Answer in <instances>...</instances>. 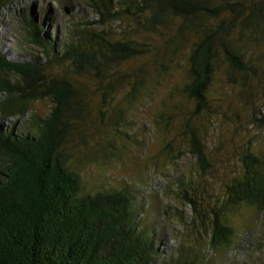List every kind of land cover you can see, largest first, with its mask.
I'll list each match as a JSON object with an SVG mask.
<instances>
[{
    "label": "trees",
    "instance_id": "obj_1",
    "mask_svg": "<svg viewBox=\"0 0 264 264\" xmlns=\"http://www.w3.org/2000/svg\"><path fill=\"white\" fill-rule=\"evenodd\" d=\"M16 1L0 0V12ZM69 1L72 10L74 0ZM83 1L97 19L72 28L68 39L50 34L46 21L31 11L21 34L40 54L20 63L0 52V264H216L199 240L194 247L181 243L177 253L160 251L165 234L143 225L144 205L138 207L133 191L101 186L86 192L73 152L91 142L87 158L124 161L125 149L117 142L130 139L123 130L128 116L150 96L147 83L157 81H150L142 66L132 74L110 73L136 59L160 58L159 78L169 72L165 64L184 65L185 82L174 92L192 103V115L213 112L209 94L221 69L239 88V97L252 103L254 82L264 80V70L257 69L263 60L257 49L264 45V0ZM40 9L44 19L49 13ZM124 21L127 30L117 38L112 24ZM150 37L164 41L162 46ZM95 95L100 102L93 118ZM40 100L50 102L49 113L29 114ZM260 113L252 114L253 123H264ZM25 115L27 122L5 126ZM92 121L102 130L85 129ZM184 127L189 153L205 172L210 164L204 124L186 118ZM173 152L169 145L168 154ZM240 158L242 173L225 183L224 201L213 210L207 248L214 252L228 250L235 237L223 213L241 206L264 210V157L246 145ZM184 197L195 213L189 225L199 220L206 227L202 202L196 195Z\"/></svg>",
    "mask_w": 264,
    "mask_h": 264
},
{
    "label": "rangeland",
    "instance_id": "obj_2",
    "mask_svg": "<svg viewBox=\"0 0 264 264\" xmlns=\"http://www.w3.org/2000/svg\"><path fill=\"white\" fill-rule=\"evenodd\" d=\"M68 1L17 0L8 9L2 10L0 52L5 54L8 61L20 63L30 61L34 53L40 54L21 34L24 32L23 20L31 11L39 22L46 21L50 34L61 40L68 39L72 28L82 27L86 21L97 19L96 13L83 0H74L75 7L72 10L68 9ZM41 7L49 13L44 19L40 16ZM64 7L67 8L66 11ZM125 24L127 25L126 21L112 24L115 37L119 38L120 32L127 30ZM140 38L144 36L140 35ZM150 40L157 47L164 42L154 37H150ZM257 50L263 57L259 64L262 68L257 67L258 73H261L264 70V45ZM160 61V58L148 56L111 71L110 75L120 69L118 77L125 71L131 74L138 72L142 66L147 78L150 81L156 80L157 84L153 86L150 82L147 83L150 96L145 95L146 98L133 107V112L128 116L130 122L123 130L128 132L130 139L117 142L118 146L125 149L124 161L116 158L103 160L92 155L87 158L86 152L94 149L91 142L75 149L73 167L82 176L85 191L91 193L96 189L100 190L101 186L116 189L129 187L137 196L138 207L144 205L140 212L143 225L149 228L156 226L160 233L163 231L165 234L164 241L159 246L160 251L177 253L181 243L194 247L195 241L199 240L205 244L204 254L216 264H264L262 209L241 206L223 213L222 216H226L235 232L232 244L222 253L207 248L211 238L209 225L214 215L213 210H218L224 201L225 183L233 174H241L243 171L240 152L246 145H251L258 155L264 157V123L252 121L254 107L256 114L261 111L259 117L264 115V80L254 82L253 101L246 104V100L239 97V88L230 84L227 75H224V69H221L209 94L213 112L208 116L192 115V103L174 92L176 87L185 82V66L170 68L165 64L169 72L165 77L159 78L157 69L160 68ZM260 75L264 78V73ZM124 93L126 91L119 99ZM99 102L96 95L92 97L93 118ZM177 104L182 108L179 111L175 109ZM217 108L218 111L214 112ZM50 110V102L40 100L32 105L29 114L45 117ZM186 118H191L196 125L204 124L201 136L210 164L205 172L199 160L189 153V136H183ZM15 121L27 122L28 115L17 120H7L5 126H13ZM98 125V122L95 124L92 121L85 129L89 132L102 130ZM117 138L119 139L117 136L114 139ZM169 145L174 149L171 155L168 154ZM197 182H200V188L194 192L192 187H199ZM185 193L196 195L204 205L209 218L206 227H201L199 220L194 226L189 225L195 213L185 199Z\"/></svg>",
    "mask_w": 264,
    "mask_h": 264
}]
</instances>
